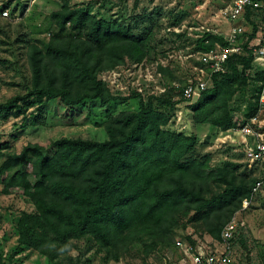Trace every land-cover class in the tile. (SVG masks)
I'll return each mask as SVG.
<instances>
[{"label": "trees", "instance_id": "16d2710c", "mask_svg": "<svg viewBox=\"0 0 264 264\" xmlns=\"http://www.w3.org/2000/svg\"><path fill=\"white\" fill-rule=\"evenodd\" d=\"M11 1L2 7L9 8ZM252 16L246 14L252 30L246 33L242 51L231 55L225 71L213 74L207 89L189 104L193 125L228 132L257 117L264 68L254 63L248 49L256 31ZM51 18L61 33L70 34L51 37L45 52L30 46L27 92L0 103V119L24 117L36 108L30 122L40 125L51 101H58L69 117L95 102L109 107L137 99L138 109L110 116L102 141L63 137L47 147L27 144L20 153L8 155L0 165L3 194L21 189L34 210L20 214L16 250L7 263L0 256V264H11L24 250L60 264L70 242L81 239L116 262L134 243L176 248L175 231L189 224L203 225L210 237L220 241L223 226L241 209L242 201L251 198L259 179L239 172V166L230 162L211 165L210 155L198 152L202 145L194 134L169 128L175 107L185 103L181 87H167L146 98L139 93L121 98L99 79L126 60L137 65L145 61L153 49L152 18L142 14L128 23L101 19L66 0ZM178 21L175 17L171 26ZM216 45L226 46L224 37L204 33L195 50L206 52ZM160 71L168 69L160 66ZM247 88L251 95L237 120L232 103ZM8 147L0 137V152ZM187 240L194 249L196 242Z\"/></svg>", "mask_w": 264, "mask_h": 264}, {"label": "rangeland", "instance_id": "374dc122", "mask_svg": "<svg viewBox=\"0 0 264 264\" xmlns=\"http://www.w3.org/2000/svg\"><path fill=\"white\" fill-rule=\"evenodd\" d=\"M7 1L2 0V4ZM66 1L71 7L86 8L90 14L106 20L128 23L130 19L142 14L152 18L155 34L153 49L145 61L137 65L126 60L123 65L99 75V79L107 84L111 93L121 98H127L132 93H139L146 98L160 94L167 87L183 88L189 79L194 78V68L200 67V52L195 50L198 39L204 33L225 37L230 28L221 10L231 0ZM62 2L63 0L11 1L8 8L10 17L0 19V103L27 92L31 78V45H37L45 52L51 37L70 34L68 31L61 33L51 18V14L61 8ZM157 12L159 16L156 15ZM175 17L179 21L173 27L171 24ZM250 31L247 28L246 33ZM244 41L245 37H241L239 43ZM160 66L168 71L161 72ZM250 91V88L243 90L233 100L232 105L237 107V120L242 118ZM261 96L263 103L259 106L256 119L250 123L251 133L246 140L234 130L221 132L209 125H193L188 107L191 103L186 102L175 107L174 119L169 126L176 132L194 134L202 145L198 147V152L209 154L211 165L222 167L227 162L233 163L239 166V172H245L261 182L248 207L241 208L233 215L238 221L232 240L234 264H264V160L250 164L245 153L247 147L264 142V89ZM137 109V99L117 101L109 107L95 102L85 104L79 112L69 117L58 101H51L47 104V114H44L40 125L33 126L30 122L37 114L36 108L30 109L24 117L0 119V137L9 143L8 149L0 152V165L9 154L20 153L27 144L47 147L63 137L102 141L106 137L104 123L110 116ZM2 190L0 185V256L7 263L17 247V220L21 213H31L34 208L23 196L21 189H11L7 194H3ZM188 237L205 252L221 249V243L210 237L200 224L178 228L173 235V244L177 240L189 243ZM180 258V251L174 245L155 249L149 244L134 243L122 251L119 260L114 262L107 258L104 251L81 239L70 242L69 251L60 258V264H173ZM11 264L50 263L36 251L24 250L12 258Z\"/></svg>", "mask_w": 264, "mask_h": 264}, {"label": "built area", "instance_id": "2783aa9c", "mask_svg": "<svg viewBox=\"0 0 264 264\" xmlns=\"http://www.w3.org/2000/svg\"><path fill=\"white\" fill-rule=\"evenodd\" d=\"M2 6V0H0V19L5 20L10 17V12L8 8H3ZM248 12L256 16L251 17V20L256 24V31L249 41L248 49L252 51L254 63L258 67L264 68V0H231L230 4L221 10L223 18L230 24L229 32L224 37L226 46L216 45L206 52H200L198 58L200 67L194 68V78L189 79L182 88L186 103L196 101L209 86L211 76L223 73L227 59L231 55L239 54L242 51L239 41L241 37H245V40L248 39L246 36L247 28L252 30V27L246 22V14ZM140 91L138 90V92ZM261 103H263L262 96L260 98ZM251 121L242 128L234 129L243 140H246L251 133ZM245 153L250 164L263 161L264 142H257L254 147H247ZM259 185L260 183L253 189L250 199L242 201V209L248 207ZM237 226L236 216H233L223 226L220 232V250L205 252L201 247L196 246L193 249L186 241L177 240L175 246L180 251L181 258L174 261L173 264H234L232 240L237 231Z\"/></svg>", "mask_w": 264, "mask_h": 264}]
</instances>
